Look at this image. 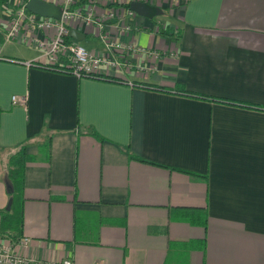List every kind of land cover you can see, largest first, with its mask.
<instances>
[{
	"label": "crops",
	"instance_id": "1",
	"mask_svg": "<svg viewBox=\"0 0 264 264\" xmlns=\"http://www.w3.org/2000/svg\"><path fill=\"white\" fill-rule=\"evenodd\" d=\"M8 1L0 0V212L10 149L28 142L30 160L22 226H0V239L29 237L19 251L38 264H264V0H152L168 16L130 17L119 39L159 57L102 66L115 81L58 71L41 49L6 40ZM77 31L69 41L92 38L88 51L107 52L98 35ZM175 83L258 109L139 85ZM13 95H26V106Z\"/></svg>",
	"mask_w": 264,
	"mask_h": 264
},
{
	"label": "built area",
	"instance_id": "2",
	"mask_svg": "<svg viewBox=\"0 0 264 264\" xmlns=\"http://www.w3.org/2000/svg\"><path fill=\"white\" fill-rule=\"evenodd\" d=\"M28 0H9L10 8L9 27L6 31V40L28 44L30 47L43 51L48 66H56L62 61L70 73L81 78L104 74L105 68H120L125 65L131 69L132 64L124 62L128 54L139 55L146 50L132 41H123L120 36L132 31L126 19L137 14L129 7L132 1L152 0H42L58 6L61 10L59 18L37 15L26 8ZM160 2H181L184 0H158ZM111 27L116 30L111 33ZM85 28L98 35L105 43L107 52L96 54L88 51L83 45L69 41L68 30ZM152 58L159 57L157 50L146 52ZM123 61V62H122ZM139 71L146 68L138 64ZM150 69H154L151 67ZM13 104L25 107L26 95L11 96ZM27 236L16 242L0 239V264H38V261L21 251L28 245ZM63 264H72L64 260ZM94 264H103L97 262Z\"/></svg>",
	"mask_w": 264,
	"mask_h": 264
},
{
	"label": "trees",
	"instance_id": "3",
	"mask_svg": "<svg viewBox=\"0 0 264 264\" xmlns=\"http://www.w3.org/2000/svg\"><path fill=\"white\" fill-rule=\"evenodd\" d=\"M1 1H7V0H1ZM52 68L61 71V72H70L68 68H66L64 61L62 63L52 66ZM87 78H95L100 80H116L115 78L106 75V74H100L96 76H90ZM142 87L150 90H157V91H164L168 93H174V94H181L185 96H192L200 99H207L212 100L220 103H224L227 105H235V106H241L246 108H257V106L241 102L229 98H214V97H208L203 94H198L194 92H190L186 90L184 85L180 83H175L173 88L166 89L165 86H157L152 84H139ZM28 142H23L19 144L16 147L11 148V154L9 155L8 162H7V171H6V181L10 185L12 192H8L7 189V196L8 199H12L11 208L9 211L6 209L2 210L0 212V226L4 230H12L17 231L20 230L22 226V203H23V191H24V184H25V168L26 165L29 163L30 156L28 155L26 151V145ZM46 152L49 153V142L46 143ZM48 158V157H47Z\"/></svg>",
	"mask_w": 264,
	"mask_h": 264
},
{
	"label": "water",
	"instance_id": "4",
	"mask_svg": "<svg viewBox=\"0 0 264 264\" xmlns=\"http://www.w3.org/2000/svg\"><path fill=\"white\" fill-rule=\"evenodd\" d=\"M129 7L136 14L146 18H153L154 16L162 13L161 8L151 5L144 1H132L130 2ZM26 8L30 12L44 17L59 18L61 13V10L58 6H55L51 3L42 0H28L26 3ZM68 35L70 37L79 39V37H82L83 34L75 29H69ZM6 189L9 193L12 192V189L7 181H6ZM11 204H12V199L9 198L7 205L5 207L7 211L10 210Z\"/></svg>",
	"mask_w": 264,
	"mask_h": 264
},
{
	"label": "rangeland",
	"instance_id": "5",
	"mask_svg": "<svg viewBox=\"0 0 264 264\" xmlns=\"http://www.w3.org/2000/svg\"><path fill=\"white\" fill-rule=\"evenodd\" d=\"M168 14H169V12L168 11H164V13L162 14V15H159L160 17H167L168 16ZM158 16V17H159ZM86 40H83V42H81L83 45H85V42L87 41V40H91L92 38H85Z\"/></svg>",
	"mask_w": 264,
	"mask_h": 264
}]
</instances>
